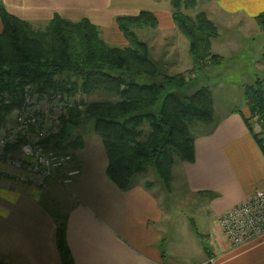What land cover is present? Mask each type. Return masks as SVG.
Instances as JSON below:
<instances>
[{
    "label": "crops",
    "instance_id": "crops-1",
    "mask_svg": "<svg viewBox=\"0 0 264 264\" xmlns=\"http://www.w3.org/2000/svg\"><path fill=\"white\" fill-rule=\"evenodd\" d=\"M0 2L8 12L29 22L34 29L43 28L54 14L71 21L86 18L96 25L105 43L119 48L128 46V41L116 17L148 10L157 19V26L152 30L174 33L181 42L183 38L188 53V41L173 22L168 0ZM213 7L214 23L218 20L224 28L247 23L242 33L248 37L253 25L256 26L255 16L264 13V0H216ZM141 41L151 54L149 40L142 38ZM214 41L211 44L215 47ZM240 49L219 56L232 59L243 52ZM263 50L264 46L258 49ZM159 56L158 59L166 61L163 67L168 70L180 64L175 53L165 54L164 58ZM151 59L157 62L152 56ZM168 72L165 74L182 73L181 70ZM212 74H216L214 69ZM245 75L254 77L255 74L242 76ZM242 76L226 86L222 83L220 87L219 83L218 87L242 91L246 85ZM219 88L210 89L213 103ZM217 95L219 100L223 98L222 94ZM239 99L233 108L218 116L213 107L214 127L199 122L189 126L194 160L175 159L171 169L173 189L178 182L185 197L193 199L199 207L203 232L191 219L198 231L206 235L207 251L191 227L190 218L182 219L176 212L164 209L155 194L153 179L146 178L144 173L136 174L131 187L121 190L106 175L105 151H71L80 174L65 185L49 180L44 189L18 183L7 173L8 166L0 163V263L61 264L55 244L54 217L60 215L65 217V238L73 264H264V236L232 247L218 225V218L226 210L264 188V154L254 136L256 130L242 117L248 115L239 109ZM89 140L90 137L83 136L82 146ZM148 182H152L149 189L144 185ZM205 191L216 195L202 193ZM185 218L190 231L182 232L180 226Z\"/></svg>",
    "mask_w": 264,
    "mask_h": 264
},
{
    "label": "trees",
    "instance_id": "trees-1",
    "mask_svg": "<svg viewBox=\"0 0 264 264\" xmlns=\"http://www.w3.org/2000/svg\"><path fill=\"white\" fill-rule=\"evenodd\" d=\"M195 3L196 0H170L173 22L188 41L193 76L186 77L184 73H162L158 63L151 59L148 46L133 31L140 26L156 28L157 19L151 11L116 17L128 41V46L119 48L105 43L96 25L86 18L71 21L54 14L43 28L34 29L0 2V127L6 116L23 103L26 87L37 95L50 91L72 95L77 91L89 94L102 90L117 96V100H93L82 110L69 107L60 118L58 133L43 141L45 147L67 149L63 142L66 124L76 129L91 121L92 132L103 140L105 172L113 184L127 190L136 174L152 168L165 190L171 192L174 160H194L189 126L195 122L215 126L212 93L203 83L195 86L193 79L208 80L206 68H217L223 59L210 52V40L217 36V30L205 13L189 16L180 10L192 8ZM255 20L264 33V13L256 15ZM243 97L249 116L260 124L261 129L254 136L264 154V74L244 86ZM144 122L149 130L141 140ZM77 141L76 138L68 144ZM22 143L20 139L6 150H16ZM144 185L149 189L152 182ZM202 193L216 195L209 191ZM54 217L60 262L73 264L65 238V217ZM190 223L207 251L206 235L198 231L191 218Z\"/></svg>",
    "mask_w": 264,
    "mask_h": 264
},
{
    "label": "rangeland",
    "instance_id": "rangeland-1",
    "mask_svg": "<svg viewBox=\"0 0 264 264\" xmlns=\"http://www.w3.org/2000/svg\"><path fill=\"white\" fill-rule=\"evenodd\" d=\"M168 1L170 3V0ZM215 1L216 0H196L194 7L192 8L189 7L186 9L182 7L180 9L182 12H184L185 14H188L189 16H194L198 12H204L206 15V18H208L215 25L216 30H217V36L210 40V52L211 53L218 54V55L224 54V53L228 54V53L236 52L237 49L238 51H241L240 49L241 47L243 49V52H240L235 58H232V59L224 58L225 59L224 60L222 57L223 61L221 65H218L217 68H214V71L216 72V74H212V68L207 67L206 69H207L208 75L210 76L208 80L193 79L195 86H200L203 83L209 89L219 88L218 87L219 83L221 84L220 87H222V83L224 84V86L229 85L230 82L237 81L240 78V76H242L244 73L254 72L255 74L254 77L264 74V56H263L264 50L263 52L258 51L260 46H264V33L261 27L257 24L256 20L254 19L256 26L253 25L252 32L249 33L247 37L242 33L243 28L245 29L247 28V23H245L244 25L243 23H239V24L233 25L232 27L228 26L229 28H224L225 25L220 23V21L216 20L215 22L217 24L216 25L214 23L215 10L213 7ZM171 10L173 11L172 7H171ZM120 16H123V15H120ZM133 31L136 33L139 40H142V38L143 39L145 38V40H149V42L151 43V54L150 55L157 60L158 67L162 73H165L167 71H169L168 73H172L174 71L181 70L182 73H184L186 77H189L191 75L193 76V73L191 74L190 72V69H191L190 57L187 56L188 53L186 54L187 46L183 38H181L182 39V42H181V40L174 37V35L176 34L174 33H169V34L162 33L161 34L160 32L157 31V29L154 31L149 26L136 27L133 29ZM182 37L184 36L182 35ZM214 39H215L214 41L215 47L212 46L211 44ZM173 53H175L176 56L179 57L180 64L176 68L168 70L167 68L163 67V63L166 61L160 60L158 58H160L159 55H161V58H164L165 54L170 55ZM186 65H189V67L185 69ZM254 77L245 75V76H242L241 79L247 85L253 82ZM218 90L219 91H217V93L220 95L222 94L221 96L223 98H220L222 101L219 100L217 93H214L213 107L215 110L214 114L216 116L220 115L224 111H227L233 108L234 104L237 103V99L240 98L239 104H238L239 109H243L245 114L248 115L247 120L252 125L253 129L256 130V132L260 131L261 128H260L259 122H257L255 117L252 118L249 116L248 109L246 107V102L243 97V89L242 91H238L237 88H234L232 90H229V89L222 90L221 88H219ZM93 100L115 101L117 100V96H113L112 94H108L107 92H104L102 90L95 91L89 94H84L82 92L77 91L76 93L72 95H67V99H66L67 102H71L72 105H75L74 107H76L77 109H81V110L86 106L88 102L93 101ZM161 100L162 98L159 99L157 103V107L160 105ZM46 106L47 104L45 102L40 101L37 103L36 109L39 111L40 110L43 111L46 108ZM58 110L61 111V114H56V116L60 118L62 115H65L67 111L66 110L64 113L63 107H58ZM11 112L4 119V121L7 123L8 121L12 120V118H8L10 114H14V112L12 113ZM192 127L193 126H191V128ZM78 128H79L78 131H76L77 130L76 128L72 133L64 134L63 142L65 145H67V149L65 150L105 151L102 138L99 135L92 132L91 121L83 122V124L80 125ZM141 128L144 131V134L141 137V140H142L146 136L149 130V127H148V124L144 122ZM83 136L90 137V140L88 141L86 145L82 146L81 138ZM76 138L78 139L76 144H72V145L68 144L69 142L73 141ZM13 155H15V153ZM144 174L146 178H150L155 181V184H156L154 188L155 194L162 201L164 209L166 211L170 210L172 212H176L177 215L182 219L184 216L188 218H192L194 222L196 223V225L198 226L199 230L203 232L199 213L197 212L199 207L197 204L193 203V199L190 200L185 197V195L182 193L180 184L178 182L177 184H175L174 189L172 187L171 192H167L163 186V183L159 180V178L157 177L156 173L154 172L152 168H150ZM53 181L59 184L56 180H53ZM171 185H172V182H171ZM188 218H185V220L180 226V229L182 232L190 231V227L188 224Z\"/></svg>",
    "mask_w": 264,
    "mask_h": 264
},
{
    "label": "built area",
    "instance_id": "built-area-1",
    "mask_svg": "<svg viewBox=\"0 0 264 264\" xmlns=\"http://www.w3.org/2000/svg\"><path fill=\"white\" fill-rule=\"evenodd\" d=\"M24 90L23 103L8 117L12 120L0 127V163L8 166L7 173L18 183L43 189L49 180L65 185L80 173V167L71 151L48 149L43 141L60 130V117L56 116L61 114L58 107H63L65 113L75 105L67 102V95L60 92L37 95L28 87ZM40 101L47 104L43 111L36 109ZM20 139L23 143L19 148L6 150ZM218 225L232 247L264 236V188L255 190L245 201L226 210L218 218Z\"/></svg>",
    "mask_w": 264,
    "mask_h": 264
},
{
    "label": "water",
    "instance_id": "water-1",
    "mask_svg": "<svg viewBox=\"0 0 264 264\" xmlns=\"http://www.w3.org/2000/svg\"><path fill=\"white\" fill-rule=\"evenodd\" d=\"M75 130L74 126L67 123L65 126V134H70Z\"/></svg>",
    "mask_w": 264,
    "mask_h": 264
}]
</instances>
